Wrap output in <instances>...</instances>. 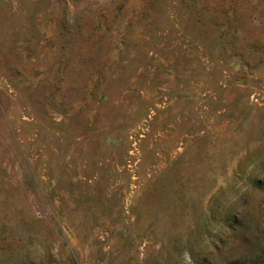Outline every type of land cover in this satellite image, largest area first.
<instances>
[{
  "label": "rangeland",
  "instance_id": "1",
  "mask_svg": "<svg viewBox=\"0 0 264 264\" xmlns=\"http://www.w3.org/2000/svg\"><path fill=\"white\" fill-rule=\"evenodd\" d=\"M264 264V0H0V264Z\"/></svg>",
  "mask_w": 264,
  "mask_h": 264
},
{
  "label": "trees",
  "instance_id": "2",
  "mask_svg": "<svg viewBox=\"0 0 264 264\" xmlns=\"http://www.w3.org/2000/svg\"><path fill=\"white\" fill-rule=\"evenodd\" d=\"M240 264V263H239Z\"/></svg>",
  "mask_w": 264,
  "mask_h": 264
}]
</instances>
